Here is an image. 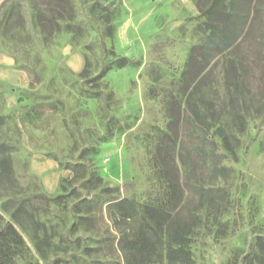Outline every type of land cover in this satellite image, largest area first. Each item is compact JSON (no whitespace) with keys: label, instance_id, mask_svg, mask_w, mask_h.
<instances>
[{"label":"rangeland","instance_id":"rangeland-1","mask_svg":"<svg viewBox=\"0 0 264 264\" xmlns=\"http://www.w3.org/2000/svg\"><path fill=\"white\" fill-rule=\"evenodd\" d=\"M167 1L74 0L75 18L55 20L46 36L30 0H0V221L24 240L14 264H125L122 238L144 204L165 200L155 143L187 52L205 35L199 12L178 22ZM252 23L249 38L261 43L244 42L247 71L228 106L243 125L224 119L235 155L214 133L223 175L204 166L200 139L204 150L186 158L184 213L198 215L191 264H257L264 238L263 14ZM195 181L212 192L201 196Z\"/></svg>","mask_w":264,"mask_h":264},{"label":"trees","instance_id":"trees-1","mask_svg":"<svg viewBox=\"0 0 264 264\" xmlns=\"http://www.w3.org/2000/svg\"><path fill=\"white\" fill-rule=\"evenodd\" d=\"M30 1L34 23L46 31V36L52 33L55 20H70L76 16L74 0ZM196 7L203 16L199 28L205 35L187 52L178 81L180 96L170 94L167 99L164 110L166 130L157 137L152 156L153 167L166 188V197L160 204H144L140 225L122 238L125 264H164L163 261L166 264H191L187 246L198 215L193 213L190 218L184 213L190 203L185 173L188 153L198 147L204 150L198 140L205 142L208 153H205L203 163L211 169L213 176L219 172L223 175L226 170L225 166L218 165L222 154L215 151L214 133L220 137L224 149L235 155L224 119L231 114L236 124L243 125L242 115L228 106L238 101L239 97L232 94V86L237 90L247 71L243 45L251 39L249 33L253 29L254 15L262 13L264 22V0H196ZM259 38L251 39V44L261 43ZM216 72L219 77L214 75ZM213 81L222 88L221 94L219 88L214 89ZM211 89L218 92L217 99L209 97ZM196 93L198 97L194 98ZM187 136L193 138L190 145L184 143ZM5 160L0 159L1 166ZM191 186L201 196L212 192L197 181ZM126 201L128 199L121 200ZM23 243V237L13 223L0 221V264H14ZM255 244L256 262L264 264V238H257Z\"/></svg>","mask_w":264,"mask_h":264},{"label":"crops","instance_id":"crops-1","mask_svg":"<svg viewBox=\"0 0 264 264\" xmlns=\"http://www.w3.org/2000/svg\"><path fill=\"white\" fill-rule=\"evenodd\" d=\"M167 10L177 13L179 16L178 22L185 20L187 17L194 16L199 12L192 0H168Z\"/></svg>","mask_w":264,"mask_h":264}]
</instances>
